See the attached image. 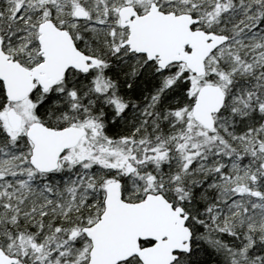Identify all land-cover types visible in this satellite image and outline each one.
Instances as JSON below:
<instances>
[{
  "label": "snow or ice",
  "instance_id": "6c2138e0",
  "mask_svg": "<svg viewBox=\"0 0 264 264\" xmlns=\"http://www.w3.org/2000/svg\"><path fill=\"white\" fill-rule=\"evenodd\" d=\"M0 264H264V0H0Z\"/></svg>",
  "mask_w": 264,
  "mask_h": 264
}]
</instances>
